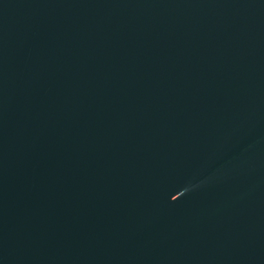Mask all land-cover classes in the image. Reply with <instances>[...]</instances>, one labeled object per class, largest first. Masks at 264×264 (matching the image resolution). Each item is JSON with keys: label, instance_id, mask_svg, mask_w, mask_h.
Masks as SVG:
<instances>
[{"label": "water", "instance_id": "water-1", "mask_svg": "<svg viewBox=\"0 0 264 264\" xmlns=\"http://www.w3.org/2000/svg\"><path fill=\"white\" fill-rule=\"evenodd\" d=\"M0 264H264V0H0Z\"/></svg>", "mask_w": 264, "mask_h": 264}]
</instances>
